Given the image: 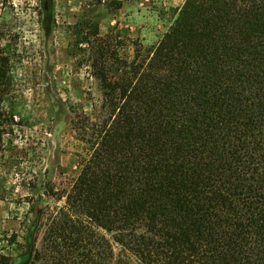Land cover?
Listing matches in <instances>:
<instances>
[{
    "label": "trees",
    "instance_id": "obj_1",
    "mask_svg": "<svg viewBox=\"0 0 264 264\" xmlns=\"http://www.w3.org/2000/svg\"><path fill=\"white\" fill-rule=\"evenodd\" d=\"M73 29L101 104L28 264H264V0H187L150 47ZM8 64L0 43V105Z\"/></svg>",
    "mask_w": 264,
    "mask_h": 264
},
{
    "label": "rangeland",
    "instance_id": "obj_2",
    "mask_svg": "<svg viewBox=\"0 0 264 264\" xmlns=\"http://www.w3.org/2000/svg\"><path fill=\"white\" fill-rule=\"evenodd\" d=\"M186 1L0 0L10 86L0 105V257L12 262L28 252L30 229L56 207L88 156L72 122L99 107L101 94L81 66L75 25L86 14L103 36L117 33L150 47Z\"/></svg>",
    "mask_w": 264,
    "mask_h": 264
},
{
    "label": "water",
    "instance_id": "obj_3",
    "mask_svg": "<svg viewBox=\"0 0 264 264\" xmlns=\"http://www.w3.org/2000/svg\"><path fill=\"white\" fill-rule=\"evenodd\" d=\"M40 216V215H39ZM37 223H38V219L35 221V225H34V229H32V231L29 233V238H30V241L32 242L33 241V239H34V235H35V231H36V229H37ZM32 254H33V250H32V245H31V243H30V245H29V250H28V252H27V254H26V261H22V262H20L19 264H28L29 262H30V260H31V258H32Z\"/></svg>",
    "mask_w": 264,
    "mask_h": 264
}]
</instances>
